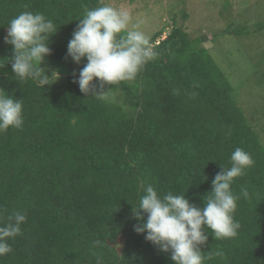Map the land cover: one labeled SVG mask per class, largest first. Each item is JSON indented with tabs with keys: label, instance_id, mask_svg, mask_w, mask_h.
Listing matches in <instances>:
<instances>
[{
	"label": "trees",
	"instance_id": "trees-1",
	"mask_svg": "<svg viewBox=\"0 0 264 264\" xmlns=\"http://www.w3.org/2000/svg\"><path fill=\"white\" fill-rule=\"evenodd\" d=\"M102 4L0 0V59L12 56L4 42L11 19L40 12L58 28L41 66L49 76L59 73L44 88L15 77L11 63L0 68V89L22 99L24 119L22 129L0 132V226L17 211L27 216L0 264H174L170 252L134 230L147 219L133 213L142 186L151 184L161 195L186 192L202 209L237 147L255 161L232 184L236 195L242 187L249 193L237 201L238 236L215 240L205 226L201 251H223L204 264H264L263 127L251 124L238 104L229 74L176 23L164 38L157 41L161 31L151 36L158 56L135 80L105 85L111 88L104 96L82 93L74 80L87 61L75 63L68 43L85 10ZM262 31L264 20L230 24L221 34ZM250 80L264 89V71ZM93 84L99 90V81ZM96 240L102 243L94 247Z\"/></svg>",
	"mask_w": 264,
	"mask_h": 264
},
{
	"label": "clouds",
	"instance_id": "clouds-1",
	"mask_svg": "<svg viewBox=\"0 0 264 264\" xmlns=\"http://www.w3.org/2000/svg\"><path fill=\"white\" fill-rule=\"evenodd\" d=\"M78 20L68 43L67 55L77 64L82 59L87 61L74 80L86 95L104 96L111 88L105 91V85L135 80L144 67L158 56L151 37L133 22L129 11L102 4L86 9ZM57 31L54 21L43 13L25 11L18 14L9 22L4 37V42L12 46V56L7 60L0 59L4 61L0 63V68L11 63L12 71L19 80H32L44 88L51 85L49 81L53 74H56V80L59 73L53 72L49 76L41 65L51 54L49 44ZM96 80L99 81V90L93 84ZM5 93L0 89V132L9 128L22 129V99ZM230 159L231 167H221L222 172L213 179V188L204 198L202 209L190 203L186 192L174 194L168 191L161 195L153 185H143V194L138 205L133 207V213L137 220L143 221L144 214L147 219L134 230L138 234L146 233L145 239L162 252H170L174 264H204L213 256H223L220 249L209 251L207 256L201 251V246L208 241L205 226L215 240L238 236L241 225L235 219L237 201L240 196L247 199L249 193L242 187L240 195H236L232 184L255 163L251 154L239 147ZM26 219V213L17 211L8 217V223L0 226V257L13 251L8 241L22 234L21 225ZM101 243L96 240L93 246H100ZM97 264H100L99 260Z\"/></svg>",
	"mask_w": 264,
	"mask_h": 264
},
{
	"label": "rangeland",
	"instance_id": "rangeland-1",
	"mask_svg": "<svg viewBox=\"0 0 264 264\" xmlns=\"http://www.w3.org/2000/svg\"><path fill=\"white\" fill-rule=\"evenodd\" d=\"M129 11L133 22L150 37L161 31L162 39L174 23L181 25L198 46L207 48L217 65L229 74L237 102L251 124L264 129V89L250 80L264 71V31L234 36L221 34L230 25L238 27L264 20V0H100ZM186 14V15H184ZM208 30L217 32L213 41ZM208 37L203 39V33ZM261 63V64H260ZM258 71V72H256ZM256 72V73H255ZM264 142V132L261 134Z\"/></svg>",
	"mask_w": 264,
	"mask_h": 264
}]
</instances>
